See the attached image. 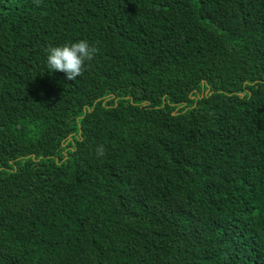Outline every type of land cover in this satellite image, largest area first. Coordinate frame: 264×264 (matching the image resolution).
<instances>
[{"label":"trees","instance_id":"1","mask_svg":"<svg viewBox=\"0 0 264 264\" xmlns=\"http://www.w3.org/2000/svg\"><path fill=\"white\" fill-rule=\"evenodd\" d=\"M0 264H264V0H0Z\"/></svg>","mask_w":264,"mask_h":264},{"label":"clouds","instance_id":"2","mask_svg":"<svg viewBox=\"0 0 264 264\" xmlns=\"http://www.w3.org/2000/svg\"><path fill=\"white\" fill-rule=\"evenodd\" d=\"M47 52L48 69L63 72L67 80L74 81L83 75L86 62L94 59L97 49L87 41L80 40L58 47L49 46ZM98 154H103L102 148Z\"/></svg>","mask_w":264,"mask_h":264}]
</instances>
